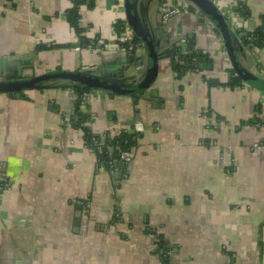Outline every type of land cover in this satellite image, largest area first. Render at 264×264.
<instances>
[{
    "label": "crops",
    "instance_id": "obj_1",
    "mask_svg": "<svg viewBox=\"0 0 264 264\" xmlns=\"http://www.w3.org/2000/svg\"><path fill=\"white\" fill-rule=\"evenodd\" d=\"M163 1L138 3L155 29ZM171 2L186 7L162 22L150 87L138 95L91 88L80 102L95 133L140 126L124 169L97 164L72 121L73 86L0 92V162L9 183L0 191V264H163L157 243L168 249L166 264H264V89L226 85L234 70L219 29L187 1ZM213 2L242 44L240 64L263 78L264 47L244 45L238 31L261 23L264 0ZM70 7V0H0V58L32 59L25 76L128 62L113 43L117 20H126L123 0L80 7L83 34L100 38L101 48L77 45ZM181 37L207 55L206 68L179 75L161 54ZM134 54L142 64L124 71L141 77L145 45ZM10 62L0 61L2 75Z\"/></svg>",
    "mask_w": 264,
    "mask_h": 264
},
{
    "label": "water",
    "instance_id": "obj_2",
    "mask_svg": "<svg viewBox=\"0 0 264 264\" xmlns=\"http://www.w3.org/2000/svg\"><path fill=\"white\" fill-rule=\"evenodd\" d=\"M124 12L127 23L133 32L141 38L147 50V62L141 77H137L135 73H125L124 69L131 66L142 64L140 55L130 54L127 56V63L120 64L113 70H63L56 69L40 74L25 76L23 70L27 66H33L32 59L29 65L23 61H19L21 55H8L1 57V62L8 59L13 60L11 72L7 75L0 73V92H15L19 90L41 88L50 86L55 81H66L78 83L89 88L103 89L115 94L138 95L145 92L155 81L158 70V48L160 45V37L162 35L163 23L159 24L160 28H154L149 21L148 15L141 14L139 10V0H123ZM195 7L198 11L207 15L219 29L224 41L227 55L229 56L232 69L246 83L264 89V77L261 78L250 70L243 67L237 59V47L242 49L237 35L231 30L229 23L224 15L219 11L213 0H185ZM148 13V12H147ZM21 56V57H20ZM25 56L23 55L22 58ZM16 59V61H14ZM18 60V61H17ZM126 60V59H124ZM137 67V66H136Z\"/></svg>",
    "mask_w": 264,
    "mask_h": 264
},
{
    "label": "trees",
    "instance_id": "obj_3",
    "mask_svg": "<svg viewBox=\"0 0 264 264\" xmlns=\"http://www.w3.org/2000/svg\"><path fill=\"white\" fill-rule=\"evenodd\" d=\"M71 7L66 11V19L69 24L74 28L78 36V46H91L95 47L99 45L98 37L89 38L83 34L84 28L80 23V7L86 5L87 7H92L94 5V0H70ZM234 9L242 15L248 14V10L245 9L243 5H236ZM127 22L126 20H117L116 22V32L119 33L122 31V26ZM240 39L244 45L252 46L255 48L264 47V14L261 17V23L255 27L253 30H241L238 31ZM133 41L138 42L142 41L135 33L133 36ZM143 43V42H142ZM144 44V43H143ZM127 43H121L120 47L127 48ZM44 46H41L42 48ZM135 49L129 51L128 54H134ZM164 56H169L172 58L174 68L179 75H184L187 71H198L206 68L208 64V57L205 53L197 51L192 40L188 39L187 47L185 51L182 50L180 44L177 42L172 43L171 45L165 47L161 53ZM232 75L226 85L236 86L241 84L243 80L235 75L234 71H231ZM58 83L61 86H73L77 96L79 97L75 103L74 115L72 117L73 124L79 126L84 131V140L88 146L93 145L94 134L92 133L90 127L87 125V121L90 119V114L88 112L80 110V97L87 93L89 87L81 85L78 83H71L59 80ZM209 84H216L215 81L207 79ZM219 84V83H218ZM23 90L11 92L17 96H24L22 93ZM139 138V133L134 131H120L118 134L113 136L106 137L102 140V144L99 150L96 149V158L99 166H102L106 169H113L115 164L120 166L122 169L125 168V164L120 159V152L123 150H130L136 146L137 140ZM7 179L5 174L3 175L0 185L6 184ZM1 191V189H0ZM166 246L157 243L156 249L160 252L163 264L167 263L168 255Z\"/></svg>",
    "mask_w": 264,
    "mask_h": 264
},
{
    "label": "built area",
    "instance_id": "obj_4",
    "mask_svg": "<svg viewBox=\"0 0 264 264\" xmlns=\"http://www.w3.org/2000/svg\"><path fill=\"white\" fill-rule=\"evenodd\" d=\"M183 6H184L183 4H179L176 2H169V3H166L165 5H162L160 8L162 22L166 23L172 15L179 13ZM184 7H186V6H184ZM133 36H134L133 30L131 29L129 24L127 22H125V24L122 26V31H120L119 33H117V32L115 33L113 43H115V45H119V46L121 43H127L128 44L127 48L121 47L122 50L127 52V53L129 51H132L133 49H135V51H136L137 49H140V47L142 48L144 44L142 43V41H138V42L133 41ZM187 42H188V39L186 37H181L179 39L178 44H180L182 50H183V48L186 49ZM98 43H99V45H97V46L100 48L105 45L100 38H98ZM137 67H139V65H137ZM77 98H79V97L77 96ZM80 99L81 100L87 99V93H84L80 97ZM88 122L89 121H87V125H88ZM132 131L138 133L140 131V126L138 124L135 125L133 127ZM92 133L94 134L93 145H95V146H88L86 143L85 144L87 145V147L89 149H91L94 152V154L96 156V149L97 150L100 149L101 144H102V140H104L106 137L113 136V133L112 132H104V133L98 134V133H95L93 131H92ZM84 142H85V140H84ZM257 145H258L257 143L254 144V146H257ZM134 151H135V147L131 148L130 150H123L120 152L119 156H120V159L122 160V162L124 164H128L133 160ZM226 153L227 154H224L223 161L225 160L227 164H230L231 163L230 162L231 161L230 155L228 152H226ZM97 164H98V162H97ZM3 167H4L3 163L0 162V181L2 180L3 175H4ZM8 186H9L8 182H6V184L0 185L1 191L5 190Z\"/></svg>",
    "mask_w": 264,
    "mask_h": 264
},
{
    "label": "rangeland",
    "instance_id": "obj_5",
    "mask_svg": "<svg viewBox=\"0 0 264 264\" xmlns=\"http://www.w3.org/2000/svg\"><path fill=\"white\" fill-rule=\"evenodd\" d=\"M169 2H171V0H165V1H163V2H160V3H159V9H160V7L162 6V4H164V3H169Z\"/></svg>",
    "mask_w": 264,
    "mask_h": 264
}]
</instances>
